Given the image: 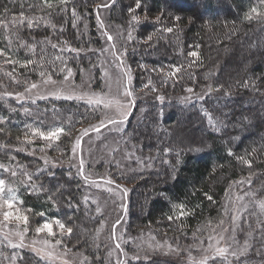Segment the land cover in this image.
<instances>
[{
	"label": "trees",
	"instance_id": "trees-1",
	"mask_svg": "<svg viewBox=\"0 0 264 264\" xmlns=\"http://www.w3.org/2000/svg\"><path fill=\"white\" fill-rule=\"evenodd\" d=\"M100 2L0 0L2 89L23 91L45 77L61 79L69 70L79 77L94 66L101 44L93 20ZM197 2L139 0L145 17L135 35L145 44L133 46L128 62L135 87L149 84L157 92L145 117L135 125L130 119L125 133L154 164L129 180L127 228L151 229L179 244L207 241L230 219L239 192L249 203L240 222L251 235L249 251L206 264H264V0H205L201 7ZM137 3L114 0L107 9L122 23L131 20ZM86 14L92 17L87 27L77 22ZM192 91L205 95L190 97ZM98 117L83 102H20L0 91L3 196L15 197L31 227L57 219L71 228L63 244L82 251L91 264H102L96 248L101 219L84 201L83 179L66 166L45 165L31 149L50 142L35 130L60 128L50 152H62L66 160L80 127ZM18 264L53 263L23 252ZM128 264L178 263L156 257Z\"/></svg>",
	"mask_w": 264,
	"mask_h": 264
},
{
	"label": "rangeland",
	"instance_id": "rangeland-1",
	"mask_svg": "<svg viewBox=\"0 0 264 264\" xmlns=\"http://www.w3.org/2000/svg\"><path fill=\"white\" fill-rule=\"evenodd\" d=\"M113 2L114 0H101L100 6L96 8V18L93 21L97 24L95 29L101 46L97 50L99 59L94 66L82 70L79 77L73 70H69L61 79L45 77L29 84L23 91H5L0 86V91L6 96L20 102L73 100L94 107L99 114L91 125L80 127V132L71 141L70 155L66 160L61 157L62 152L56 155L50 152L51 141L38 149L40 151L32 148V154L42 159L45 165L66 166L71 173L83 179L84 201L89 207H94L96 215L101 219L96 231V248L101 250L97 258L99 263L128 264L135 261L147 262L159 257L178 264H206L216 258L233 261L246 256L251 235L241 230L240 222L249 203L245 198L239 199V192L235 193L230 219L224 221L217 234L207 241L179 244L158 238L151 229L136 232L128 230L125 214L128 191L133 186L129 180L149 172L153 168L154 158L143 154L139 146L129 142L125 132L130 119L135 125L145 117L148 104L154 98L152 94L157 90L149 89L147 83L144 87H135L134 69L128 62L133 46L145 44L144 40L135 35L137 25L145 15L139 13L138 7H134L131 9V20L119 23L111 16V9H107L108 6H113ZM204 2L205 0H198L196 5L201 7ZM91 18L86 14L79 17L77 22H84L87 27ZM77 22L76 26L79 25ZM109 36L111 39H108ZM245 51L246 48L242 47L240 56H244ZM32 85L36 87L33 88ZM128 92L131 95H127ZM192 93L190 97L198 99L205 95L202 94L203 91ZM110 120L118 123L110 124ZM120 121L123 123H119ZM182 123L179 124L180 128L186 129L187 125ZM97 127L101 129L95 130ZM10 198H5L0 193V204L3 205L0 207V264H18L23 252L34 254L53 264L92 263L82 251H74L63 244V238L69 232L68 228L64 227L62 230L55 223L59 221L57 219L31 227L26 211L14 199L11 211L14 215L26 216L27 223L15 218L5 220L3 213L9 209L3 201ZM45 223L52 225L53 234H49L47 230L37 231ZM59 223L62 224L60 221ZM218 249H226V252L219 255Z\"/></svg>",
	"mask_w": 264,
	"mask_h": 264
},
{
	"label": "snow or ice",
	"instance_id": "snow-or-ice-1",
	"mask_svg": "<svg viewBox=\"0 0 264 264\" xmlns=\"http://www.w3.org/2000/svg\"><path fill=\"white\" fill-rule=\"evenodd\" d=\"M137 7H140L139 0H138V3H137ZM249 18H251V17H249ZM133 19H135V17H133ZM177 19H179V18L177 17ZM29 24H31V21H29ZM168 31H171V29H168ZM108 39H111V36H109ZM190 55L195 56V55H197V53L193 52V53H190ZM32 87L35 88L36 85H32ZM189 91H191V90H189ZM127 95H131V92H128ZM67 98L68 99H72V97H67ZM91 102L92 101H90V103ZM101 102L102 101H97V103H101ZM123 115L126 116L127 113H123ZM101 123H102V126H104L103 122H101ZM108 123L115 124V123H118V122L110 120V121H108ZM119 123H123V121H120ZM210 123H212L211 118H210ZM96 130L98 131V129H96ZM62 132H63V129L57 128V129H55L53 131H49L47 133L39 131V130H35L33 132V134L34 135H38V136H40L41 138H43L45 140L51 141V140L59 139V136H60V134ZM85 134H87V133L85 132ZM28 142L30 143L31 141H28ZM248 163L250 164L251 162L249 161ZM4 184H5V181L4 180H0V193H2L4 191ZM9 191H11V189ZM124 191L127 192V189H125ZM14 199H15V197L13 196L12 198H10L8 200L3 201V204H6L8 209H9V211H5L3 213L4 219L5 220H9L10 218H15L16 220H23L25 223H27V217L26 216L22 217L20 215H14L13 212L11 211V209L13 208ZM209 199H211V197H209ZM2 206L3 205L0 204V207H2ZM262 207H264V205H262ZM55 223H57L62 230L64 229L65 226L63 224H60L59 221H56ZM43 230H47L49 232V234H53L52 233V225L50 223H45L44 225L41 226V228L37 229V231H43ZM67 231L69 233H71L72 229L68 228ZM19 246H23V245H19ZM217 252H218L219 255H223L226 252V249H218ZM202 264H203V262H202Z\"/></svg>",
	"mask_w": 264,
	"mask_h": 264
},
{
	"label": "water",
	"instance_id": "water-1",
	"mask_svg": "<svg viewBox=\"0 0 264 264\" xmlns=\"http://www.w3.org/2000/svg\"><path fill=\"white\" fill-rule=\"evenodd\" d=\"M102 128H103V126H102ZM96 129L100 130L101 127H97ZM96 129H95V130H96ZM80 145H81V139H80Z\"/></svg>",
	"mask_w": 264,
	"mask_h": 264
}]
</instances>
